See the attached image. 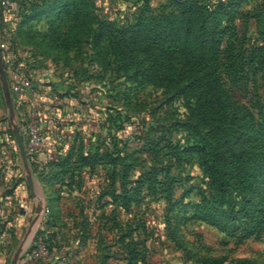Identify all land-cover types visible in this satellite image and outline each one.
Segmentation results:
<instances>
[{
    "label": "rangeland",
    "instance_id": "obj_1",
    "mask_svg": "<svg viewBox=\"0 0 264 264\" xmlns=\"http://www.w3.org/2000/svg\"><path fill=\"white\" fill-rule=\"evenodd\" d=\"M8 1L0 6V264H12L21 245L17 264H264V233L239 243L217 224L187 221L208 188L201 157L187 150L199 139L187 125L196 118L167 82L136 73L137 51L113 48L116 32L141 14L171 12L173 0ZM199 1L231 4L221 15L229 30L220 69L235 99L263 116L264 0ZM23 78L33 90L13 92ZM39 85L54 126L25 168L14 128L41 108ZM191 100L195 108V92ZM83 154L97 164L82 165Z\"/></svg>",
    "mask_w": 264,
    "mask_h": 264
},
{
    "label": "trees",
    "instance_id": "obj_2",
    "mask_svg": "<svg viewBox=\"0 0 264 264\" xmlns=\"http://www.w3.org/2000/svg\"><path fill=\"white\" fill-rule=\"evenodd\" d=\"M173 5L171 12L141 14L116 32L113 48L137 51L129 62L136 73L167 82L170 97L186 100L196 118L197 125H187L199 128V139L187 150L201 157L208 188L190 205L194 212L187 221L217 224L239 243L258 239L264 233V115L255 116L224 83L220 44L229 28H221V15L231 4L173 0ZM95 38L100 42L102 34ZM93 155H81L82 165L94 167Z\"/></svg>",
    "mask_w": 264,
    "mask_h": 264
},
{
    "label": "built area",
    "instance_id": "obj_3",
    "mask_svg": "<svg viewBox=\"0 0 264 264\" xmlns=\"http://www.w3.org/2000/svg\"><path fill=\"white\" fill-rule=\"evenodd\" d=\"M10 5L8 0H0V6ZM5 48V44L1 45ZM33 82L29 78H23L19 83L12 85V91L15 93L30 92L33 90ZM54 126L52 117L38 106H32L25 115L20 126V132L23 136L27 153L38 155L47 148L49 142V131ZM42 244L39 247L42 248ZM45 249L46 247L43 246Z\"/></svg>",
    "mask_w": 264,
    "mask_h": 264
},
{
    "label": "water",
    "instance_id": "obj_4",
    "mask_svg": "<svg viewBox=\"0 0 264 264\" xmlns=\"http://www.w3.org/2000/svg\"><path fill=\"white\" fill-rule=\"evenodd\" d=\"M0 66H2V49L1 48H0ZM2 79H3L4 83H5L4 92L8 94L9 90H8L7 81H6L4 73L2 74ZM14 135H15L16 142H17V145H18V148H19V151H20V155H21V158H22V161H23V165H24L25 168H28L29 167L28 153H27V150H26V146H25V142H24L23 136H22V134L20 132V129L18 127L14 128ZM27 180H28V184H29V187H30V193H31V195L33 197H35L36 194H35V190H34V184H33L32 176L29 175ZM41 209H42V205H38V207L36 209L37 216L32 221V224H34L35 221L37 220V218L39 217V215L41 213ZM22 251H23V245H21L17 249V251H16V253L14 255L12 264H17V262L19 261V258L21 256Z\"/></svg>",
    "mask_w": 264,
    "mask_h": 264
},
{
    "label": "crops",
    "instance_id": "obj_5",
    "mask_svg": "<svg viewBox=\"0 0 264 264\" xmlns=\"http://www.w3.org/2000/svg\"><path fill=\"white\" fill-rule=\"evenodd\" d=\"M41 88H42L41 85L35 87V92L38 93V94H36V98H35V99L37 100L38 105H41L42 110H44L47 114H50L49 111L53 112V111L51 110V108H52L53 106H50V105H53V104H52L53 102H50V101L47 102V101H46V97L43 96L42 93L40 92L41 90H39V89H41ZM27 96H28V95H27ZM25 97H26V96H25ZM43 103H44V104H43ZM52 109H53V108H52Z\"/></svg>",
    "mask_w": 264,
    "mask_h": 264
}]
</instances>
